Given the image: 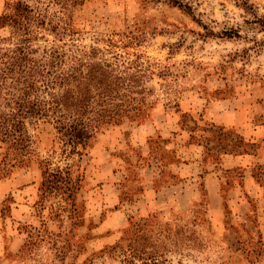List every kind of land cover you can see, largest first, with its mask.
<instances>
[{
  "label": "rangeland",
  "instance_id": "374dc122",
  "mask_svg": "<svg viewBox=\"0 0 264 264\" xmlns=\"http://www.w3.org/2000/svg\"><path fill=\"white\" fill-rule=\"evenodd\" d=\"M15 1L0 0V16ZM23 1L67 28L43 31L35 46L102 48L113 74L136 85L126 96L149 104L100 129L82 156L64 159L47 119L28 125L22 161L3 162L0 147V264H264L263 199L241 192V170L220 166L216 204L197 174L189 202L164 189L188 150L197 160L264 145V0ZM10 38L1 26L0 47ZM134 61V77L120 72ZM46 157L71 165L69 199L42 195ZM254 175L264 188V163ZM145 177L157 189L151 208Z\"/></svg>",
  "mask_w": 264,
  "mask_h": 264
},
{
  "label": "trees",
  "instance_id": "16d2710c",
  "mask_svg": "<svg viewBox=\"0 0 264 264\" xmlns=\"http://www.w3.org/2000/svg\"><path fill=\"white\" fill-rule=\"evenodd\" d=\"M167 1L182 6L179 0ZM1 26L10 27L13 40L0 47L3 162L9 154L18 162L23 160L31 144L28 125L40 119L54 123L61 153L64 159H71L82 156L88 141L100 129L124 117H136L149 104L143 98L126 96L137 93V87L124 82L122 74H113L115 69L103 57L102 48L90 46L87 50L72 43L35 46L43 31L60 36L67 29L62 21L48 20L40 7L16 0L0 16ZM133 68L137 71L135 61L120 72L132 78ZM39 164L42 195L56 193L69 199L76 182L71 177V165L52 167L48 157Z\"/></svg>",
  "mask_w": 264,
  "mask_h": 264
},
{
  "label": "crops",
  "instance_id": "0c3cea01",
  "mask_svg": "<svg viewBox=\"0 0 264 264\" xmlns=\"http://www.w3.org/2000/svg\"><path fill=\"white\" fill-rule=\"evenodd\" d=\"M249 135V134H247ZM248 141V138L245 137ZM202 153V152H201ZM181 161H178L175 169L177 174V181L167 183L164 187L168 198L181 197L183 200L188 201L192 197H196L197 191L195 192V186L191 182L195 180L193 176L198 175L203 183L204 191L207 193L209 200L216 204V200L221 199V185L223 178L219 175L220 166L225 169H239L241 170V178L243 180L237 182L241 192L253 193L259 191V195L263 199V203L258 215V220L261 222L264 230V188L261 187L257 178L254 175V167L257 164L264 163V145L257 148L256 152L252 151L245 146V149L241 151H227L220 153L217 158L203 159L201 154L200 157L193 158L189 154L184 157H180ZM179 160V159H178ZM195 168L197 171L195 172ZM145 189L143 205L153 207L154 201H150L152 196L156 192V187L152 177H145ZM237 186H232L230 191L236 190ZM159 190V189H158ZM153 194V195H152ZM245 216L244 214L242 217Z\"/></svg>",
  "mask_w": 264,
  "mask_h": 264
}]
</instances>
